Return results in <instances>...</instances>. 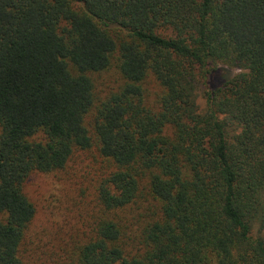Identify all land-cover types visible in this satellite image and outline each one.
Here are the masks:
<instances>
[{"label":"trees","instance_id":"16d2710c","mask_svg":"<svg viewBox=\"0 0 264 264\" xmlns=\"http://www.w3.org/2000/svg\"><path fill=\"white\" fill-rule=\"evenodd\" d=\"M94 144L102 216L63 264H264V0H0V264H23L30 174Z\"/></svg>","mask_w":264,"mask_h":264},{"label":"rangeland","instance_id":"374dc122","mask_svg":"<svg viewBox=\"0 0 264 264\" xmlns=\"http://www.w3.org/2000/svg\"><path fill=\"white\" fill-rule=\"evenodd\" d=\"M224 72L222 69L223 76ZM92 77L98 96L96 104L99 98L123 83L116 60L107 70ZM143 85L146 101L155 105L162 92L160 84L150 75ZM94 112L95 109L87 116L89 125ZM111 169V163L101 156L94 144L86 150H75L62 169L30 174L23 190L35 205L36 214L22 245L23 264H63L65 257L89 238L91 229L102 216L98 186ZM136 207L124 213L127 219L135 217L134 227L144 220L139 217L144 209Z\"/></svg>","mask_w":264,"mask_h":264},{"label":"clouds","instance_id":"9594fccd","mask_svg":"<svg viewBox=\"0 0 264 264\" xmlns=\"http://www.w3.org/2000/svg\"><path fill=\"white\" fill-rule=\"evenodd\" d=\"M215 68H223L225 70L224 74L227 76V79L234 78V77H237L239 75L245 74V71H246V70L239 68V67L231 68V67H228V66L223 65V64H218V65H216ZM197 104H199V101H197Z\"/></svg>","mask_w":264,"mask_h":264}]
</instances>
